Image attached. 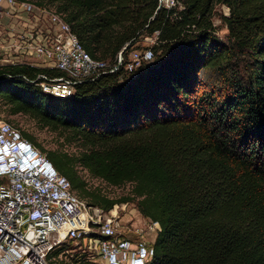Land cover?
Masks as SVG:
<instances>
[{"label": "trees", "instance_id": "obj_1", "mask_svg": "<svg viewBox=\"0 0 264 264\" xmlns=\"http://www.w3.org/2000/svg\"><path fill=\"white\" fill-rule=\"evenodd\" d=\"M31 1L61 13L93 59L112 63L120 51L124 63L131 50L152 53L131 72L120 65L77 84L67 98L21 78L45 70L0 66L8 113L79 147L44 153L70 189L104 210L134 201L156 221L148 264H264V0H177L180 10L157 0ZM216 3L227 9L224 42L213 33ZM153 36L150 46H137ZM197 84L211 98L209 111L191 103ZM75 163L109 185L129 183L128 194L109 199L88 190ZM66 249L55 247L49 264ZM68 256L70 264H94Z\"/></svg>", "mask_w": 264, "mask_h": 264}, {"label": "built area", "instance_id": "obj_2", "mask_svg": "<svg viewBox=\"0 0 264 264\" xmlns=\"http://www.w3.org/2000/svg\"><path fill=\"white\" fill-rule=\"evenodd\" d=\"M157 3L182 8L177 0ZM129 54L124 63L120 51L112 63L93 59L53 7L0 0V66L45 70L21 78L51 97H70L77 84L120 65L131 72L152 58L149 48ZM124 207L115 202L104 210L77 197L45 154L0 120V264H49V253L65 241L86 252L90 262L94 255L102 264H148L159 225L145 217L124 224L118 212Z\"/></svg>", "mask_w": 264, "mask_h": 264}, {"label": "rangeland", "instance_id": "obj_3", "mask_svg": "<svg viewBox=\"0 0 264 264\" xmlns=\"http://www.w3.org/2000/svg\"><path fill=\"white\" fill-rule=\"evenodd\" d=\"M227 14V9L223 4L216 3L214 4L213 8V14L211 16V23L213 26V33L214 35L224 42L226 40V34L227 30L220 18L221 15ZM153 43V37H144L137 42V46L139 48H143L145 46H150ZM132 51V50H131ZM131 51H129L126 54V58H129L131 55L129 54ZM135 53H142V50H135ZM125 58V57H124ZM240 74L244 73V67L239 66L236 68ZM213 72H209L208 74ZM201 76V74H200ZM215 76V75H214ZM194 93L190 96L191 97V103L197 101L198 105L201 107L208 109L207 102H211V98L206 92V89L204 86H201L200 84H197L196 89L193 91ZM215 96L218 95L215 94ZM200 97H202L200 99ZM0 120L8 121L12 123L14 126H16L21 132H24L26 134H29L33 138V142L37 144V148H41L43 153L46 151H55V152H63L66 154H74L77 152L79 147H77V144L75 142H66L59 137V135L56 132L50 131L49 129H46L45 127L41 128L34 120H32L30 117H28L25 114L17 113V114H9L8 109L4 102L0 99ZM76 165V163H75ZM78 175L80 178L85 182V187L90 191L98 190L100 194H103L107 196L109 199H117L121 198L122 196H125L128 194L130 184L124 183L118 186H112L101 180L100 178L92 177L90 176L85 170H83L79 165L75 166ZM75 195L79 198L80 197L75 191H73ZM84 199V198H83ZM87 198L84 200L86 201ZM88 200V199H87ZM119 203V202H116ZM124 203V211H121L118 209L119 214L121 215V221L124 222V224H135L137 220L144 219L143 216L139 214L135 207L134 201H122ZM149 238V237H148ZM64 244L66 245L67 249L64 251L65 256L62 254H58L56 258L53 257L52 260H56L57 264H70V257L68 254L71 255H82L84 258L87 259L91 258L86 252H83L81 248H78L76 244L65 241ZM79 258V257H77ZM62 259V260H59ZM88 260V259H87ZM60 261V262H59ZM92 263L99 264L100 259L94 257Z\"/></svg>", "mask_w": 264, "mask_h": 264}]
</instances>
